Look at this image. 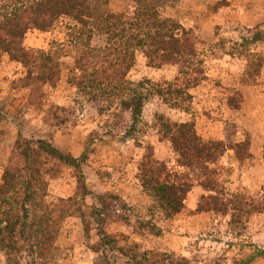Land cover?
Listing matches in <instances>:
<instances>
[{
	"label": "rangeland",
	"instance_id": "obj_1",
	"mask_svg": "<svg viewBox=\"0 0 264 264\" xmlns=\"http://www.w3.org/2000/svg\"><path fill=\"white\" fill-rule=\"evenodd\" d=\"M96 3L100 12L130 14L134 7L132 0ZM228 4V0H180L164 9L192 32V39L200 41L196 58L205 79L191 89L193 99L184 109L153 95L134 138H125L128 114L104 110L103 99L80 97L68 83L73 57L63 58L60 80L42 89L44 101L38 105L35 92L16 83L25 74L24 67L7 55L0 56V184L18 138L47 139L66 153L85 156L88 186L98 193L118 195L122 212L131 219L108 227L117 235L119 249L96 253L91 249L96 237L87 235L81 218L69 217L49 264H264V211L247 214L251 205H264V22L250 27L233 22L238 14L228 10ZM255 5L264 15V0L243 2L249 15H254ZM66 32L61 26L52 32L32 30L26 44L49 49L53 40H65ZM179 71L178 65L153 67L139 54L129 77L165 83L174 81ZM160 115L194 121L203 139L225 142L228 148L214 167L220 188L240 206L236 221L232 222L235 210L213 211L214 200L202 198L209 192L197 183L198 169L179 165V154L159 133ZM147 145L153 146L172 177L187 172L195 181L178 215H165L143 190L139 167ZM76 191L73 168L65 167L49 178L52 200L72 197Z\"/></svg>",
	"mask_w": 264,
	"mask_h": 264
},
{
	"label": "trees",
	"instance_id": "obj_2",
	"mask_svg": "<svg viewBox=\"0 0 264 264\" xmlns=\"http://www.w3.org/2000/svg\"><path fill=\"white\" fill-rule=\"evenodd\" d=\"M132 1L133 10L127 14L100 12L96 0H0V56L7 55L24 67L25 74L16 83L35 92L38 105L44 101L42 89L60 80L63 58L73 57L68 83L80 97L103 99L104 110L128 114L125 138H134L153 95L173 108L184 109L193 99L191 89L205 75L196 58L200 41L192 39V32L179 20L164 13L180 0ZM60 26L67 30L66 39L53 40L49 49L26 44L30 31L52 32ZM139 54L153 67L178 65L180 73L165 83L133 80L129 74ZM159 124L161 138L170 141L179 154V165L198 169L197 183L209 192L202 198L214 200L210 209L225 214L235 210L232 222L236 221L240 206L222 191L214 167L228 148L225 142L203 139L194 121H173L160 115ZM84 162L85 156L66 153L47 139L18 138L0 184V264H49L62 226L73 216L81 218L88 236L96 237L91 244L94 252L120 248L117 235L108 227L128 224L131 219L122 212L118 195L98 193L88 186ZM65 167L77 171V191L72 197L52 200L49 178ZM139 170L143 190L156 206L169 217L180 214L195 186L192 177L187 172L172 177L152 145L146 146ZM251 206L247 214L264 211V205Z\"/></svg>",
	"mask_w": 264,
	"mask_h": 264
},
{
	"label": "crops",
	"instance_id": "obj_3",
	"mask_svg": "<svg viewBox=\"0 0 264 264\" xmlns=\"http://www.w3.org/2000/svg\"><path fill=\"white\" fill-rule=\"evenodd\" d=\"M228 1H229V4L227 5L228 10H231L233 13L235 12L238 14L237 16L234 15L233 22H242L243 24H245L248 27L255 26L259 23L264 22L263 21L264 15L260 14L259 9L261 7L259 5L253 6L252 9L255 10L254 15L253 14L249 15L243 6V2L245 0H228ZM247 1H249V0H247ZM217 16H218V14H217ZM190 193H189V195H190ZM189 195H188V197H189Z\"/></svg>",
	"mask_w": 264,
	"mask_h": 264
}]
</instances>
